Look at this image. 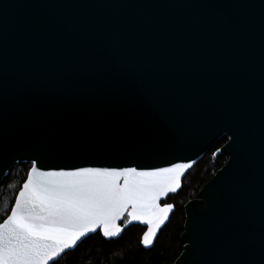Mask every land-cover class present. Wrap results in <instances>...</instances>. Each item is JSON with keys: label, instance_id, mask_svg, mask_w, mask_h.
<instances>
[{"label": "snow or ice", "instance_id": "obj_1", "mask_svg": "<svg viewBox=\"0 0 264 264\" xmlns=\"http://www.w3.org/2000/svg\"><path fill=\"white\" fill-rule=\"evenodd\" d=\"M230 6L258 12L264 29V0ZM229 129L232 162L210 191L230 168L239 170L245 155L240 128ZM183 147L167 116L148 99L141 107L124 95L102 65L81 91H11L0 67V166L28 161L0 206V264H60L90 234L111 241L133 223L146 226L139 243L151 250L175 210L166 201L192 167L165 158ZM114 156L131 159L116 166L102 162ZM141 158L160 163L137 164ZM261 180L258 218L236 199L205 194L186 223L180 264H264V148Z\"/></svg>", "mask_w": 264, "mask_h": 264}, {"label": "water", "instance_id": "obj_2", "mask_svg": "<svg viewBox=\"0 0 264 264\" xmlns=\"http://www.w3.org/2000/svg\"><path fill=\"white\" fill-rule=\"evenodd\" d=\"M237 2L0 0V67L11 91L33 86L81 91L90 86L92 69L102 65L124 95L141 107L148 99L167 116L184 147L166 159L190 163L192 169L218 140L227 138L215 152L227 162L184 206V247L173 264L183 259L186 223L206 193L236 199L243 212L257 218L260 212L264 29L258 12L230 6ZM229 124L240 128L245 155L239 170L230 168L210 191L232 162ZM130 159L114 156L102 162L116 166ZM0 168L1 183L10 169ZM132 226L146 230L138 223L126 229Z\"/></svg>", "mask_w": 264, "mask_h": 264}, {"label": "trees", "instance_id": "obj_3", "mask_svg": "<svg viewBox=\"0 0 264 264\" xmlns=\"http://www.w3.org/2000/svg\"><path fill=\"white\" fill-rule=\"evenodd\" d=\"M227 141L223 138L207 152L187 173L182 189L171 195L166 202L175 205V212L161 230L154 247L144 249L140 237L145 231L141 226H132L124 231L117 240H105L99 235L85 239L75 252H71L60 264H173L183 251L181 235L184 232V206L198 197L200 189L227 162L224 155L215 156V152ZM28 164H14L7 177L0 183V206L10 198L13 189L9 185L21 182Z\"/></svg>", "mask_w": 264, "mask_h": 264}]
</instances>
